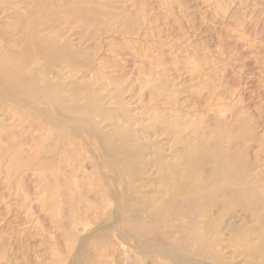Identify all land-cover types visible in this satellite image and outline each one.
<instances>
[{"label":"rangeland","instance_id":"rangeland-1","mask_svg":"<svg viewBox=\"0 0 264 264\" xmlns=\"http://www.w3.org/2000/svg\"><path fill=\"white\" fill-rule=\"evenodd\" d=\"M0 264H264V0H0Z\"/></svg>","mask_w":264,"mask_h":264}]
</instances>
